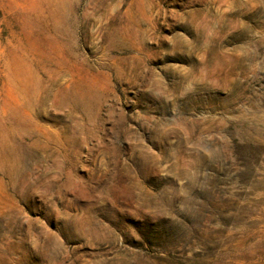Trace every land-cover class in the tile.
Here are the masks:
<instances>
[{
    "label": "rangeland",
    "instance_id": "374dc122",
    "mask_svg": "<svg viewBox=\"0 0 264 264\" xmlns=\"http://www.w3.org/2000/svg\"><path fill=\"white\" fill-rule=\"evenodd\" d=\"M0 264H264V0H0Z\"/></svg>",
    "mask_w": 264,
    "mask_h": 264
}]
</instances>
